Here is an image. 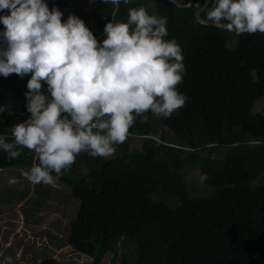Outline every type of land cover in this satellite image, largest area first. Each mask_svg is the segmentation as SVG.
I'll list each match as a JSON object with an SVG mask.
<instances>
[{
    "label": "trees",
    "instance_id": "trees-1",
    "mask_svg": "<svg viewBox=\"0 0 264 264\" xmlns=\"http://www.w3.org/2000/svg\"><path fill=\"white\" fill-rule=\"evenodd\" d=\"M175 1L130 0L116 6L102 0H46L63 19L69 13L82 19L98 41L104 39L105 23L126 21L129 8L144 6L150 14L166 16L167 38L181 45L186 66L179 90L188 99L171 118L160 117L161 134L149 112L146 122L136 120L113 156L82 153L70 173L55 182L78 203L65 245L89 264H100L106 254L112 256L110 264L116 259L117 264H264V34L230 40L227 30L195 19L206 0H193L187 9ZM214 6L211 0L200 18L210 22L207 12ZM29 78L0 76V104L11 107V114H0V134L9 140L10 126L30 115L24 97ZM258 98L263 105L255 113ZM134 136L139 148L130 146ZM33 162L27 149L17 159L0 150V171L30 168ZM193 169L201 182L183 176ZM47 193L39 189L30 203L44 204ZM38 256L35 264H64L45 253Z\"/></svg>",
    "mask_w": 264,
    "mask_h": 264
},
{
    "label": "clouds",
    "instance_id": "clouds-1",
    "mask_svg": "<svg viewBox=\"0 0 264 264\" xmlns=\"http://www.w3.org/2000/svg\"><path fill=\"white\" fill-rule=\"evenodd\" d=\"M214 5L207 12L213 24L236 35L264 34V0ZM0 24V76H30L24 93L30 115L10 126L11 140L0 134V150L9 159L24 149L34 154L22 173L32 184H54L82 153L113 156L137 119L146 122L149 112L171 118L188 99L179 90L183 49L167 38L168 18L144 6L129 8L126 21H107L100 41L82 19L71 13L63 19L46 0H0ZM5 111L11 114L10 104H0Z\"/></svg>",
    "mask_w": 264,
    "mask_h": 264
},
{
    "label": "rangeland",
    "instance_id": "rangeland-1",
    "mask_svg": "<svg viewBox=\"0 0 264 264\" xmlns=\"http://www.w3.org/2000/svg\"><path fill=\"white\" fill-rule=\"evenodd\" d=\"M226 34L233 41L240 37L230 31H226ZM46 87L45 84L44 88ZM262 105L263 99L254 101L253 112H259ZM152 123L156 126L157 134H161L164 129L160 117H155ZM130 146L139 148L140 141L134 136L130 139ZM27 169L29 168L12 167L0 171V264H4L7 257L12 258L13 264H35L40 253L51 255L64 264H89L90 259L65 245L68 224L75 217L78 203L69 198L65 187L55 183H30L22 175ZM182 174L185 178H190V182H201L197 169L183 171ZM196 186L199 187L198 184ZM39 189L47 190L50 198L36 207L30 201L35 202ZM111 257V254H106L100 264H110ZM117 263L118 259L115 264Z\"/></svg>",
    "mask_w": 264,
    "mask_h": 264
},
{
    "label": "water",
    "instance_id": "water-1",
    "mask_svg": "<svg viewBox=\"0 0 264 264\" xmlns=\"http://www.w3.org/2000/svg\"><path fill=\"white\" fill-rule=\"evenodd\" d=\"M211 0H206V2L204 3V5L202 7H200L195 13H194V17L195 19L197 20V22L201 23V24H204V25H209V26H213V27H217V28H222L218 25H215L213 24L212 22H208V21H205L203 19L200 18V14L202 13V11H204L208 5L210 4ZM176 3V6L178 8H181V9H187V8H190L193 4V0H188V3L187 4H183L182 3V0H176L175 1ZM224 29V28H222Z\"/></svg>",
    "mask_w": 264,
    "mask_h": 264
},
{
    "label": "bare ground",
    "instance_id": "bare-ground-1",
    "mask_svg": "<svg viewBox=\"0 0 264 264\" xmlns=\"http://www.w3.org/2000/svg\"><path fill=\"white\" fill-rule=\"evenodd\" d=\"M69 1V0H68ZM70 5V4H69ZM101 7V6H100ZM120 8V7H119ZM93 11V10H92ZM103 11V10H102ZM89 12V11H88ZM81 13H82V11H81ZM94 15V14H93ZM82 17H84V15L82 16ZM94 17H95V15H94ZM84 19H85V17H84ZM95 19V18H94ZM97 19V18H96ZM98 20V19H97ZM99 22V21H98ZM96 24H97V22H96ZM101 38V37H100ZM233 90V89H232ZM236 91V90H235ZM232 93V92H231ZM232 98V97H231ZM241 101V100H240ZM232 102V101H231ZM248 104V103H247ZM233 106H235V105H233ZM245 106V105H244ZM222 107V106H221ZM229 107V106H228ZM227 107V108H228ZM232 107V106H231ZM225 108V107H224ZM226 108V109H227ZM230 109V108H229ZM238 109V108H237ZM241 111V110H240ZM162 128V127H161ZM248 141H250V140H248ZM252 141V140H251ZM166 193V192H165Z\"/></svg>",
    "mask_w": 264,
    "mask_h": 264
}]
</instances>
